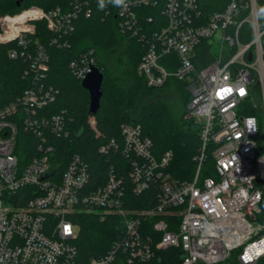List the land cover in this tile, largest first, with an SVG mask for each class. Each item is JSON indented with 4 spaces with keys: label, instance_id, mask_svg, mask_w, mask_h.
<instances>
[{
    "label": "built area",
    "instance_id": "2783aa9c",
    "mask_svg": "<svg viewBox=\"0 0 264 264\" xmlns=\"http://www.w3.org/2000/svg\"><path fill=\"white\" fill-rule=\"evenodd\" d=\"M99 4L59 0L0 15V44L16 43L9 57L27 60L24 76L32 78L31 86L0 107V264H117L119 256L127 263L146 262L157 250L176 247L182 254L179 264H264L259 217L264 204V17L258 15L264 0H127L126 8L106 2L103 9ZM96 7L106 17L114 15L121 35L143 44L137 72L148 86L184 83L190 94L186 114L200 127L191 179L166 171L172 151L156 157L139 123L121 125V144L112 139L101 146L129 157L135 193L157 181L158 200L149 209L126 207L124 178L112 167L98 186L89 184L88 162L80 154H72L62 167L57 141L69 133L65 114L45 110L57 90L43 82L49 54L46 43L34 39L37 22L44 21L54 33L50 43L65 45L61 36L75 29L78 17L90 18ZM197 60L207 62L198 67ZM92 65L95 58L88 54L70 63L81 80ZM90 124L95 127L94 116ZM20 127L33 135V145L19 140ZM27 144L31 156L25 154L22 161L19 153ZM210 154L212 166L206 168ZM75 211L98 213L102 220L121 216L123 233L103 255L81 263L74 242L78 229L68 218ZM152 215L158 218L148 232L145 219Z\"/></svg>",
    "mask_w": 264,
    "mask_h": 264
},
{
    "label": "trees",
    "instance_id": "16d2710c",
    "mask_svg": "<svg viewBox=\"0 0 264 264\" xmlns=\"http://www.w3.org/2000/svg\"><path fill=\"white\" fill-rule=\"evenodd\" d=\"M58 1L2 0L0 15L18 12L30 4L48 7ZM115 23L114 15L106 17L96 7L90 18L78 17L75 20V29L61 36L59 42H67L63 45L50 43L54 33L45 28L44 21L37 22L34 39L46 43L49 54V69L43 82L57 90L56 100L45 110L51 114H65L69 133L57 141L62 167L72 154H80L88 162L89 184L93 186L105 183L112 167L114 172L124 178L126 207L130 210H144L157 203V181L152 182L141 193H135L134 182L129 178V157L113 147L102 151L101 146L112 139L121 144V125L139 123L144 135L151 138L156 157L172 151L173 158L166 171L175 178L191 179L196 168L193 157L200 145V127L186 114L190 94L184 83L172 80L160 88L148 86L137 72L144 53L143 44L134 38L121 35ZM15 46L14 42L0 44V107L14 100L32 85V78L29 80L24 76L29 62L23 58L9 57V50ZM206 53L203 51L204 56ZM84 54L93 56L96 65L105 75L101 105L94 116L95 127L90 124L91 115L88 113L89 93L70 66L73 59ZM206 62L207 60H197L195 64L201 67ZM171 93L178 97L179 102L175 97L172 102L169 96ZM18 138L30 141V145L35 143L33 135L22 127L19 128ZM29 147L27 144L19 153L22 161L28 158L25 154L31 156L32 149ZM212 162L210 154L206 168L211 167ZM204 173L206 174V170ZM259 217L264 222V204ZM68 218L78 229L74 242L81 263L91 257L103 255L123 233V220L116 214L102 220L98 213L75 211ZM157 218L158 215H152L145 219L144 228L148 232L153 231L149 227L151 221ZM181 256V249L176 247L157 250L155 256L146 262L127 263L120 261L119 256L117 264H179Z\"/></svg>",
    "mask_w": 264,
    "mask_h": 264
},
{
    "label": "water",
    "instance_id": "95a60500",
    "mask_svg": "<svg viewBox=\"0 0 264 264\" xmlns=\"http://www.w3.org/2000/svg\"><path fill=\"white\" fill-rule=\"evenodd\" d=\"M105 75L97 65H92L91 70L81 80V85L89 93V115L95 116L101 105V97L103 96V81ZM181 260V259H180Z\"/></svg>",
    "mask_w": 264,
    "mask_h": 264
},
{
    "label": "clouds",
    "instance_id": "9594fccd",
    "mask_svg": "<svg viewBox=\"0 0 264 264\" xmlns=\"http://www.w3.org/2000/svg\"><path fill=\"white\" fill-rule=\"evenodd\" d=\"M106 2L111 3L115 7H125L126 8L128 6L127 0H100V4H99L100 9H103L105 7ZM258 15H260L261 17H264V8L260 9ZM243 92H244V89H243Z\"/></svg>",
    "mask_w": 264,
    "mask_h": 264
},
{
    "label": "rangeland",
    "instance_id": "374dc122",
    "mask_svg": "<svg viewBox=\"0 0 264 264\" xmlns=\"http://www.w3.org/2000/svg\"><path fill=\"white\" fill-rule=\"evenodd\" d=\"M187 90V89H186ZM188 92V91H187ZM173 93L169 94L170 98L172 99V102H173V97L176 98V100L179 102V99L177 96H174V94L172 95Z\"/></svg>",
    "mask_w": 264,
    "mask_h": 264
},
{
    "label": "snow or ice",
    "instance_id": "6c2138e0",
    "mask_svg": "<svg viewBox=\"0 0 264 264\" xmlns=\"http://www.w3.org/2000/svg\"><path fill=\"white\" fill-rule=\"evenodd\" d=\"M227 91H231V90L229 89V90H227ZM240 94H241V95L244 94L243 89L240 90ZM249 259H251V258L249 257Z\"/></svg>",
    "mask_w": 264,
    "mask_h": 264
}]
</instances>
